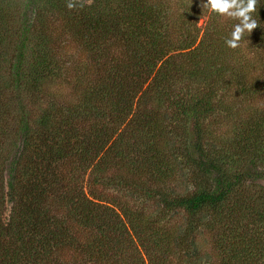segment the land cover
I'll list each match as a JSON object with an SVG mask.
<instances>
[{
	"label": "trees",
	"instance_id": "1",
	"mask_svg": "<svg viewBox=\"0 0 264 264\" xmlns=\"http://www.w3.org/2000/svg\"><path fill=\"white\" fill-rule=\"evenodd\" d=\"M256 9L0 0V264H264Z\"/></svg>",
	"mask_w": 264,
	"mask_h": 264
},
{
	"label": "clouds",
	"instance_id": "2",
	"mask_svg": "<svg viewBox=\"0 0 264 264\" xmlns=\"http://www.w3.org/2000/svg\"><path fill=\"white\" fill-rule=\"evenodd\" d=\"M256 3L257 0H201L202 7L239 20L234 26L231 38L225 41L230 48L238 47L243 34L246 31L250 33L258 26L252 16L257 11ZM67 6L70 9L75 7L73 3H68Z\"/></svg>",
	"mask_w": 264,
	"mask_h": 264
},
{
	"label": "rangeland",
	"instance_id": "3",
	"mask_svg": "<svg viewBox=\"0 0 264 264\" xmlns=\"http://www.w3.org/2000/svg\"><path fill=\"white\" fill-rule=\"evenodd\" d=\"M205 22H206V19L202 20V21L200 22V26H204ZM115 193H116V192H115ZM9 210H10V207H8V213H9Z\"/></svg>",
	"mask_w": 264,
	"mask_h": 264
}]
</instances>
